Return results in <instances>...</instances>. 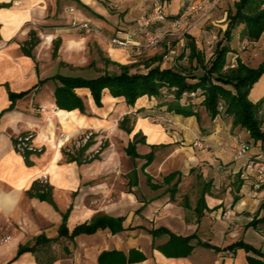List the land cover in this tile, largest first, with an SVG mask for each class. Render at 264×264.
<instances>
[{
  "label": "crops",
  "instance_id": "crops-1",
  "mask_svg": "<svg viewBox=\"0 0 264 264\" xmlns=\"http://www.w3.org/2000/svg\"><path fill=\"white\" fill-rule=\"evenodd\" d=\"M100 2L0 0V264H99L100 255L112 250L125 254L131 250L141 252L146 259L135 264H248L253 253L244 249L232 251L230 247L243 241L264 254V245L258 248L246 239L253 229L264 241V224L249 226L254 219L264 217V184L257 190L252 182L240 177L242 163L234 160L232 148L239 141L253 140L246 130L233 126V117L221 115L211 120L202 106L204 98L193 100L197 116L184 117L170 113L161 99L145 96L129 107L124 98H114L108 91L99 108L87 89L76 91L87 104L86 114L57 107L56 83L51 78L84 77L59 71L62 66L84 67L80 52L84 37L72 39L73 35L63 26L74 20L106 25V10L100 8H104ZM32 34L39 44L28 56L23 48ZM124 34V30L117 32L118 37ZM58 41L61 44L54 58L52 47ZM109 51L116 58L113 61H129L126 52L114 48ZM212 56L213 53L207 54V59ZM239 56L235 55L237 60L232 62L242 59ZM175 66L177 61L171 57L162 68ZM47 79L50 80L41 83ZM11 93L26 95L17 98L13 105ZM41 108L46 109L43 112ZM120 115L123 120L130 118L131 133L122 129L119 121L113 126L112 121ZM109 126L122 142L124 156L119 154V160L126 164L130 159L135 164L131 169L125 165L124 179L131 188L141 191L146 181L150 187L147 194L79 193L81 185L99 177V172L87 171L96 160L64 162L62 147L68 137L80 130L98 133ZM30 132L36 135L37 144L44 145V151L33 154L28 164L17 152L15 140ZM61 133L67 138L59 139ZM136 137L141 157L133 159L127 148ZM197 142L202 143V149L196 146ZM109 153V168L115 167L118 158L112 150ZM45 175L52 188V203L27 194L36 182L42 183ZM170 175L175 177L168 184L166 178ZM160 178L165 188L155 182ZM177 183L178 191L172 197L170 189ZM229 211L235 219L233 225L222 218ZM99 215L122 218L124 230L114 234L106 228L73 240L59 238L65 216L71 233ZM161 228L179 237L196 236L191 242L192 254L187 258H168L158 247L167 243L169 237L154 238L150 233ZM219 237L221 246L214 244ZM39 238L59 239L42 241L34 251L19 256L21 247H34Z\"/></svg>",
  "mask_w": 264,
  "mask_h": 264
},
{
  "label": "trees",
  "instance_id": "trees-1",
  "mask_svg": "<svg viewBox=\"0 0 264 264\" xmlns=\"http://www.w3.org/2000/svg\"><path fill=\"white\" fill-rule=\"evenodd\" d=\"M162 2H173L175 0H161ZM191 0H186L184 7L175 14H166L169 23L177 20L187 9ZM228 27L224 32V42L217 44L213 57L207 59L206 52L198 44V40L189 36L187 50L182 58L187 59L191 66H194L197 72H203L199 75H190L184 68H162V58L156 57L151 62L146 63V73H131V67L121 66L120 74H104L94 79L85 77H71L56 75L51 78L56 82L54 97L56 105L61 110L75 111L79 110L82 114L87 112L85 100L79 96L78 89H87L90 91L97 107H103V97L106 91L114 98H124L129 107H134L137 101L145 96L149 98L163 100V105L167 106L170 113L184 117L197 116V107L194 99L204 98L202 106L207 110L211 120H215L221 115L231 116L234 119L233 126L246 130L253 143L246 142L250 146L255 145L253 154L257 155L264 152V99L254 103L250 99V94L254 86L264 76V61L256 68L249 67L241 60L235 68H228V55L233 52L231 47L234 38V31L241 28V37L243 40L257 42L264 35V0H239L235 4V11L228 14ZM39 44L38 38L32 34L31 40L23 48L25 55L31 56L32 51ZM60 41L54 46L53 57H57ZM157 65H154L155 63ZM50 79L41 81L42 84ZM192 93H197L192 97ZM26 94H10L14 102L17 98ZM130 118L126 117L120 124L122 129L131 133L132 129L128 127ZM25 136V135H22ZM137 137L127 148V153L133 159L140 158L137 153ZM17 140H15V145ZM94 142H88L78 154L69 155V162H91L99 159L98 157L86 158L85 153L93 146ZM255 150V151H254ZM37 152L26 151L22 155L26 162L30 164V157ZM38 154V153H37ZM153 160V154H149L148 161ZM175 176L170 175L166 178L168 184L172 183ZM179 183V182H178ZM178 183L170 189L172 197L178 191ZM154 188H158L154 186ZM29 197L38 198L42 201L53 202L52 188L49 185L36 182L32 189L27 192ZM237 199H235V202ZM68 216L64 217L63 225L60 228L59 238L73 240L75 237L88 234H95L100 229L109 228L114 234L124 230L123 219L114 218L107 215H99L90 222L78 225L71 233L67 227ZM264 224V217L254 219L250 227L257 228ZM154 238L168 236L169 241L158 249L168 258H187L194 247L191 242L196 236L179 237L171 231L161 228L150 232ZM57 239L47 240L39 238L34 247H21L19 256L25 252L34 251L42 241L49 243ZM206 248L215 249L208 244H202ZM232 251L244 249L248 253H253V257H248V264H264V254L254 247L239 241L230 247ZM145 256L137 251L131 250L129 254L112 250L103 252L99 257V264H135L144 261Z\"/></svg>",
  "mask_w": 264,
  "mask_h": 264
},
{
  "label": "rangeland",
  "instance_id": "rangeland-1",
  "mask_svg": "<svg viewBox=\"0 0 264 264\" xmlns=\"http://www.w3.org/2000/svg\"><path fill=\"white\" fill-rule=\"evenodd\" d=\"M239 0H221L220 3L217 1H212L209 3H202L201 10L194 13L188 17V19L183 23L182 27L176 32L175 36L169 37L161 46L154 49H146L142 46L133 47L129 46L127 48H119L113 46L111 40L117 36V32L124 30L127 34L137 32L136 20L146 14L152 12L156 5H159L164 10L165 14H175L184 7L186 0H175L173 2H162L161 0H101L100 8L106 10V17L104 21L107 23H101V27L94 24L95 30L90 33L82 30L80 26H73V24L68 23L65 26V30L73 35L72 39H77V37L82 36L84 40L80 46V52L83 53L82 60L84 62V67L73 68L62 66L59 70L61 73L66 75H82L84 77L94 79L104 74H120L122 73L121 66H130L131 73H146L148 70L145 68L146 63L151 62L156 57L162 58L163 64L173 57L177 61L176 68L187 69L190 75H199L203 72H197L194 66H191L187 59L182 58L183 53L186 51L189 36H193L198 40V44L206 52V54H211L215 52L217 44L219 42H224V32L228 27V14L230 11H235V4ZM132 2V5L129 4ZM146 2V4L144 3ZM199 6V5H198ZM102 18V17H101ZM104 19V18H103ZM80 21V20H79ZM81 22V21H80ZM171 26L169 23L160 24L155 26L154 30H168ZM241 28L234 31V38L231 43L233 49L232 55H228L229 64L235 58V55L242 56L241 60L244 64L256 68L264 61V35L257 42H251L249 40H243L241 37ZM184 30H187L185 40H182V34ZM127 34L122 35L125 37ZM98 37L99 43L96 41ZM141 41L140 44H144L143 35L137 34L136 40ZM54 48V43L52 47V52ZM110 49H119L127 53L129 56V61L126 64H122L115 60L116 58L111 55ZM188 53V50H187ZM234 54V55H233ZM209 56V55H208ZM213 57V56H212ZM211 57V58H212ZM58 59H56L57 62ZM235 63V62H234ZM156 62L154 65H157ZM232 64V63H231ZM235 63V67L237 66ZM64 65V64H63ZM234 67V68H235ZM56 83V82H54ZM250 99L253 102L260 101L264 99V76L257 82L251 91ZM46 108H41V111H45ZM123 123L122 115L119 118L113 120V126L116 123ZM128 127H131V122H129ZM33 136L31 143L34 145L38 152L44 151V145L37 144L35 142L36 135L32 132L28 133ZM26 134V135H28ZM59 135V134H58ZM64 133L59 135V139H65ZM90 137V139H88ZM93 141V146L85 153L86 158L98 157L101 160L94 162L93 165L87 167L88 170H93V172H99V177L93 179L88 183H84L79 189V193L83 194H147L148 188H150L146 181L144 182L143 191L139 189H133L129 186L128 181L124 178L125 165L126 168L131 169L134 167V162L130 159L126 161L119 160L120 156L123 154V146H121V141L117 135L113 134V127L109 126L108 129H102L100 132L96 133L91 129H83L76 132L74 135L68 137V141L65 146L62 147V154L64 162H69V155L78 154V152L83 148L88 142ZM62 142V141H61ZM64 144V141L62 142ZM251 149H255V145H251ZM113 152L116 158H118L117 165L115 167H110L109 165V151ZM122 162V163H121ZM124 166V167H123ZM117 171V172H116ZM89 174V173H87ZM44 185H49L48 179H43L41 181ZM157 184H163L162 179H155ZM166 185L163 184L162 188ZM189 184L186 188L184 187V193L188 189ZM81 190V191H80ZM164 190V189H163ZM162 192V190L160 191ZM183 202L185 199L182 200ZM250 244L255 247H262L264 241L262 237L257 235L254 230L248 231L246 238ZM214 244L221 246L222 238H216Z\"/></svg>",
  "mask_w": 264,
  "mask_h": 264
},
{
  "label": "built area",
  "instance_id": "built-area-1",
  "mask_svg": "<svg viewBox=\"0 0 264 264\" xmlns=\"http://www.w3.org/2000/svg\"><path fill=\"white\" fill-rule=\"evenodd\" d=\"M212 1H217L218 3L221 0H191L190 4L187 6L185 12L174 22L169 23L166 14L161 6L156 5L151 13L146 14L136 20L137 32L127 34L125 37H115L111 40L113 46L119 48H127L129 46L140 47L146 49H154L161 46L169 37L175 36L176 32L182 27L183 23L188 19V17L194 13H197L201 10L202 3H209ZM199 5V6H198ZM169 23L171 28L168 30H154L153 28L159 24ZM73 26H80V28L87 33L95 30V26L91 21H79L74 20ZM187 30H184L182 40H185ZM143 35L144 44H140L136 40V35ZM228 68H234L235 63L231 62ZM192 97H196L197 93H192ZM45 110V109H44ZM33 136L31 134L25 136L17 137V144L15 148L18 153L23 154L26 151L38 152L31 143ZM90 139V137H88ZM196 146L200 149L203 148L202 143L197 142ZM233 158L237 162H241L240 168V177L242 180L247 182H252L255 189L259 190L264 184V152L260 154H253L250 144L246 142L239 141L232 148ZM221 167V166H220ZM222 168V167H221ZM43 179H48V175H45ZM228 224L233 225L235 223L234 216L231 212H226L222 217Z\"/></svg>",
  "mask_w": 264,
  "mask_h": 264
},
{
  "label": "clouds",
  "instance_id": "clouds-1",
  "mask_svg": "<svg viewBox=\"0 0 264 264\" xmlns=\"http://www.w3.org/2000/svg\"><path fill=\"white\" fill-rule=\"evenodd\" d=\"M0 210H2V209H0Z\"/></svg>",
  "mask_w": 264,
  "mask_h": 264
}]
</instances>
